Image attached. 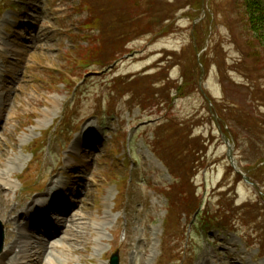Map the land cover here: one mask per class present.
Wrapping results in <instances>:
<instances>
[{
	"label": "rangeland",
	"instance_id": "obj_1",
	"mask_svg": "<svg viewBox=\"0 0 264 264\" xmlns=\"http://www.w3.org/2000/svg\"><path fill=\"white\" fill-rule=\"evenodd\" d=\"M86 1L92 5V19L95 16L101 18V22L97 21L98 39H101L99 42L97 39V46L85 54L89 53L92 62L100 68L122 58L124 53L130 54L112 69L115 71L111 78L125 76L124 81H119L123 88L112 84L114 94H110L106 86L104 88L106 78L100 79L102 75H111V70L96 73L91 80L88 78L90 83L82 91L76 90L84 87H77L83 72L76 68L69 73L71 82L77 87L74 93L82 92V95L75 96L76 104L69 110L75 112L71 118L72 126L81 125L78 131L69 126L70 132H77L71 136L81 138L84 129L91 126L98 141H92L96 147L84 148L83 163L72 171L69 181L66 180L71 186V205L75 206L72 213L74 224L67 225L68 230L73 229L76 234L70 236L69 250L64 248L65 252L60 255L67 262L53 257V263L68 264L69 259V264H87V261L103 256L108 259L118 249L121 264H156L162 248H170V236L163 234L167 200L157 196L153 188L170 185L171 179L147 147L153 141V131L156 133V127L168 117L177 124H184L192 137H201L200 164L191 185L196 201L199 197L208 216H216L218 220L229 213L225 205L236 214L233 218L230 216L229 224L237 233L213 230L203 234L197 230L193 234L192 264H264V198L261 197L264 194V19H257V24L251 21V10L246 0ZM15 2L17 0L5 4ZM24 2L18 7L20 13L8 11L2 16L3 21L9 14L16 20L14 24L18 33L14 31L12 41L13 49L19 52L16 56L19 61L6 60L5 73H0V98H5L8 104L6 110H3L4 103L1 106V111L8 114L1 119L4 123L0 133V170L5 169L12 159L21 158L15 170L19 174L30 159V156L22 155V149H31L32 142L40 137V130L52 126L64 115L67 104L74 100V85L71 88L63 84L55 86L52 80L54 76L66 74L71 59L82 53L71 52L73 43L80 44L81 41H74L72 36L81 33L77 28L86 18L85 13L80 18L75 15L74 7L78 0ZM151 9L161 13L159 21L153 15L142 14ZM166 18H174L172 25L171 21L165 26L161 23ZM25 20L30 21V25L24 27ZM3 27L0 23V30ZM157 71L160 72L156 80H138L139 72ZM190 72L191 77L196 72L198 84L188 87L184 98L176 100L174 94L170 101L166 91L159 90L166 79L173 81L174 87L184 83L186 74ZM154 81L159 84L158 88L152 86ZM123 91L128 95L124 96ZM105 95L116 102L122 116L119 121H102L98 127L91 114L98 107V97L105 100ZM152 96L154 101L149 100ZM161 99L165 106L151 108ZM138 103L145 104L147 109L139 108L136 106ZM231 110L237 112L236 117L229 116L227 111ZM242 111L257 125L256 129L251 128L252 134L246 125L239 126L235 120ZM242 120L245 121L244 118ZM218 126L220 130L222 126L227 127V132L233 134L238 167L254 177L253 185H236L235 176L228 169L227 147ZM68 131L65 133L70 135ZM88 132L91 135L92 131ZM125 132L133 133V152L138 168L134 173V183L122 195L111 174L114 170L122 177L124 170L115 167L111 148H123L126 140L117 138ZM168 136L163 133L161 141H168ZM168 143L174 147L177 142L171 140ZM159 145L165 144L160 142ZM68 148L63 146V137L57 142L54 139L52 157L47 158L49 149L44 146L39 158L24 174L26 184L30 187L34 181L36 184L39 181L38 187L47 185V191L53 182L59 184L63 178H59L56 167L63 163V151ZM176 161L173 159V165L180 167ZM11 167H8L9 171L14 170V166ZM181 175H185L184 168ZM187 183V180L183 182L185 186ZM122 188H125L124 184ZM181 191L184 188L180 186L170 191L175 205L189 197L180 195ZM28 194L25 206L35 198L33 193ZM1 196L5 206L2 210L7 213L9 207L15 205L17 195L12 191ZM260 197L263 201L259 200ZM174 218L178 220L176 216ZM184 221L183 215L181 222ZM97 225L103 237L94 231ZM253 230L257 231L253 236L257 241L251 246L249 233ZM172 232L171 235H175L176 230ZM68 242L69 238H64L59 244L66 247ZM168 257H161V260L168 264Z\"/></svg>",
	"mask_w": 264,
	"mask_h": 264
},
{
	"label": "trees",
	"instance_id": "obj_2",
	"mask_svg": "<svg viewBox=\"0 0 264 264\" xmlns=\"http://www.w3.org/2000/svg\"><path fill=\"white\" fill-rule=\"evenodd\" d=\"M246 5H248L247 7L249 8V10H251L250 11L251 12V21H253L254 23L257 24L258 23V22H256L257 19H259V18L264 19V8L262 6L261 0H246ZM252 8H253V10H252ZM144 14H148L149 16L153 15V17L156 21H159L161 19V13H159L158 11H153V9H151L149 12L144 13ZM164 21H166V20H163L161 23L164 24ZM158 77H159V74L152 75V76L147 77V80H156ZM168 82L169 83L165 82V84L159 89L160 91H166L168 98H170V93L173 89H175V91L177 90V92H179L180 96H183V95L185 96V91L188 87H190L191 85L192 86L197 85L196 72H194L192 74V77H191V72H190V74H186V76L184 78V83L181 86L177 85L176 87H174V82H170V81H168ZM152 85L157 86L159 84L156 83V81H154V83ZM149 100H153V96L150 97ZM161 100L158 104H155V106H153V108L158 107L159 105L165 103L164 101H161ZM169 109H170V107H169ZM231 112L227 111V113H229V116L232 118L236 117L235 113H237V112H234L232 110H231ZM238 116H240V117L238 119H235V120L237 121L239 126L246 125V128L252 134V132H254V131L251 130V128L256 129V127H257L256 123L253 121L254 119H252L248 115H245L244 111L241 112V115L238 114ZM222 117L223 116H221V118ZM242 118H244L245 121L242 120ZM250 120H251V122H249ZM181 126H183V127H181ZM170 131H172V132H170ZM165 132H166V134H169V136L167 138L168 141H161L163 133H165ZM156 137L158 138V140H160L161 144L162 143L165 144L162 147L161 146H157V147L160 148V151H162V155L164 156V160L167 162L166 165L168 167L169 166L171 167V171L173 172L172 168H175V166L173 165L174 164L173 159L175 161V158L177 157V164H181L182 167L186 170L188 176L189 175L191 176V174H193L192 173L193 168H194L193 164L195 162L200 161V157H197V155L199 154V152L201 150L200 146H199V139L196 138L195 140H189L187 132L184 128V124H177L174 120L169 119V118L161 127H159V129L156 132ZM171 140H173V142H177L174 147L168 143ZM256 140H258V138ZM195 149H197L196 156H194L195 155L194 154ZM170 153L175 154V156L171 155L172 156L171 157ZM261 170H263V168ZM186 172H185V175L182 177L188 181L187 185H189L190 184L189 183L190 178L186 179ZM257 177H258V175L255 176V178H257ZM193 191L194 190H193L192 186H189L187 189H184V191L180 192L181 193L180 195H185V196L187 195L189 197H187V199H182L181 202L177 203L179 212L185 211L189 215V214H191V212L193 213L196 209L199 208L201 201L198 198L196 201V198L193 194ZM163 193L167 196H170V194H171V192H168V191H163ZM225 207L229 211V213L226 215V217L224 219L217 220V223H216L217 227H227L229 222H230V216L232 218L234 215L236 216L235 212L232 211L231 209H229L228 206L225 205ZM239 210H240V208H239ZM237 216H238V214H237Z\"/></svg>",
	"mask_w": 264,
	"mask_h": 264
},
{
	"label": "bare ground",
	"instance_id": "obj_3",
	"mask_svg": "<svg viewBox=\"0 0 264 264\" xmlns=\"http://www.w3.org/2000/svg\"><path fill=\"white\" fill-rule=\"evenodd\" d=\"M4 112V111H3ZM2 114V111L0 110V115ZM10 168H12L11 166H10ZM2 173H4V172H2ZM1 173V174H2ZM1 176V179H0V184H5V183H7V179L5 180V177L7 176V174H5L4 175V177H3V175H0ZM5 180V181H4ZM55 203V202H54ZM64 223L66 224V223H68V219L66 218L65 219V221H64ZM54 228V227H53ZM60 229H62V228H60V226H58L57 227V229H56V231L54 232V233H48V242L47 243H43V242H35L34 240H33V236L32 235H30V234H28V231H26L27 229H24V232H23V234H22V241L21 242H18V243H16L17 245H20V246H22V251H23V253L22 254H20L19 256H22V262H25V264H26V262H27V259H28V255H27V253H28V248L31 246V245H37V247L38 248H40L39 249V252L40 251H42V249H44L45 248V251L46 250H48V248H50V247H52V246H50L49 244V242H50V240L52 239V238H54L55 236H59V234H60ZM64 239V238H63ZM31 241H32V243H31ZM59 243V242H58ZM43 245H45V247L43 246ZM54 247L55 246H53L52 247V250L54 249ZM17 248H20V247H17ZM17 248H15V249H17ZM38 252V253H39ZM16 258H17V256H16ZM37 262H42L43 261V259H41V260H39V257H37L36 259H35Z\"/></svg>",
	"mask_w": 264,
	"mask_h": 264
},
{
	"label": "water",
	"instance_id": "obj_4",
	"mask_svg": "<svg viewBox=\"0 0 264 264\" xmlns=\"http://www.w3.org/2000/svg\"><path fill=\"white\" fill-rule=\"evenodd\" d=\"M227 143H228V141H226ZM229 160L231 161V163H232V165L234 164L233 163V156H232V152H231V150H230V152H229ZM1 239H2V233H1V231H0V241H1Z\"/></svg>",
	"mask_w": 264,
	"mask_h": 264
}]
</instances>
